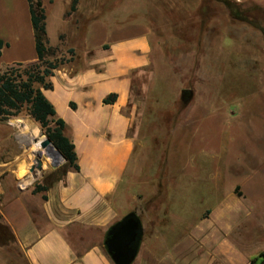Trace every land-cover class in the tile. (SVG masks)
I'll return each instance as SVG.
<instances>
[{
    "label": "rangeland",
    "instance_id": "obj_1",
    "mask_svg": "<svg viewBox=\"0 0 264 264\" xmlns=\"http://www.w3.org/2000/svg\"><path fill=\"white\" fill-rule=\"evenodd\" d=\"M42 1L49 60L70 59L69 50L83 46L77 34L109 10L122 4L144 9L154 75L146 99H136L144 110L140 159L124 186L125 198L145 221L142 246L150 243L156 216L172 217L166 244L175 247L200 223L201 213L221 203L250 211L248 251L264 249V0H79L72 14L73 0ZM17 5L0 28L11 45L4 63L16 57L19 45L25 48V40L34 51L30 16L25 22L27 11ZM19 65L0 66V72ZM185 91L192 93L187 102ZM42 135L26 113L0 123V184L9 193L34 190L63 173L66 162L54 169L49 159L37 179L30 172ZM16 174L25 183H15ZM4 229L0 264H23L5 244L10 236Z\"/></svg>",
    "mask_w": 264,
    "mask_h": 264
},
{
    "label": "crops",
    "instance_id": "obj_2",
    "mask_svg": "<svg viewBox=\"0 0 264 264\" xmlns=\"http://www.w3.org/2000/svg\"><path fill=\"white\" fill-rule=\"evenodd\" d=\"M14 3L27 11L25 22L30 16V30L26 28L33 35L34 51L25 40V48L19 45L16 57L4 63L11 45L0 31V39L9 45L2 50L0 66L38 60L28 0H0V28L11 19ZM126 6L109 10L77 34L83 46L74 45V61L56 69L53 89L43 90L55 118L66 124L64 133L75 146L79 170L65 166L61 175L42 184L46 191L37 194L33 189L12 194L0 184V227L10 236L5 244L15 248L23 264H114L104 246L107 233L135 212L124 186L129 169L140 159L144 110L136 99H146L147 80L154 72L144 9ZM111 95L116 101L108 104ZM34 147L42 150L40 144ZM51 153L60 159L55 150ZM13 180L25 183L19 174ZM171 218L155 217L150 243L141 247L134 264H264V249L248 251L250 211L240 205L219 203L201 213L200 223L175 247L166 244Z\"/></svg>",
    "mask_w": 264,
    "mask_h": 264
},
{
    "label": "trees",
    "instance_id": "obj_3",
    "mask_svg": "<svg viewBox=\"0 0 264 264\" xmlns=\"http://www.w3.org/2000/svg\"><path fill=\"white\" fill-rule=\"evenodd\" d=\"M28 1L35 31L38 60L35 63H29L26 67L20 64L18 68L0 72V123L26 113L52 140L56 149L66 159V166L79 170L75 146L64 133L66 124L63 120L55 118V108L43 93V90L53 89L51 77L54 71L73 61L76 53L74 49L69 50L70 59L49 60L47 58L53 50L48 46L46 9L42 0ZM78 3L79 0H73L69 14L77 11ZM8 46L0 39V56L4 47ZM115 101L116 95H111L106 99L108 104ZM44 191H46L44 186H37L33 193ZM237 195L241 196L239 193Z\"/></svg>",
    "mask_w": 264,
    "mask_h": 264
},
{
    "label": "water",
    "instance_id": "obj_4",
    "mask_svg": "<svg viewBox=\"0 0 264 264\" xmlns=\"http://www.w3.org/2000/svg\"><path fill=\"white\" fill-rule=\"evenodd\" d=\"M189 95L188 98H185ZM192 93L190 91L183 92V99L187 102ZM187 97V96H186ZM42 139H36L35 144H40L42 150L38 151L35 156L36 160L30 168L34 178H37V173L44 170V159H49L52 162L54 169L60 165L59 161H55L49 151L53 148L66 162L63 155L56 149L52 140L47 135H42ZM145 234V229L140 216L136 212H130L125 215L120 221L115 223L108 231L104 243L105 249L114 264H134L136 261Z\"/></svg>",
    "mask_w": 264,
    "mask_h": 264
},
{
    "label": "bare ground",
    "instance_id": "obj_5",
    "mask_svg": "<svg viewBox=\"0 0 264 264\" xmlns=\"http://www.w3.org/2000/svg\"><path fill=\"white\" fill-rule=\"evenodd\" d=\"M53 148H49V151H50V153H51V150H52ZM54 150V149H53ZM52 154V153H51ZM53 156V155H52ZM54 157V156H53ZM55 159V158H54ZM56 161V160H55ZM59 162L60 161H64V159L60 156V159L58 160Z\"/></svg>",
    "mask_w": 264,
    "mask_h": 264
},
{
    "label": "flooded vegetation",
    "instance_id": "obj_6",
    "mask_svg": "<svg viewBox=\"0 0 264 264\" xmlns=\"http://www.w3.org/2000/svg\"><path fill=\"white\" fill-rule=\"evenodd\" d=\"M186 96H187V97H186ZM186 96H185V98H188V97H189V95H186ZM34 179H37V178H34Z\"/></svg>",
    "mask_w": 264,
    "mask_h": 264
}]
</instances>
